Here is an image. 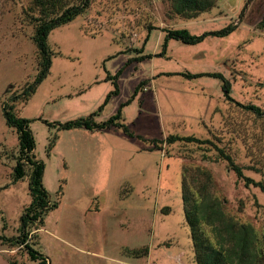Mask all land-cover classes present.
<instances>
[{"label": "rangeland", "instance_id": "rangeland-1", "mask_svg": "<svg viewBox=\"0 0 264 264\" xmlns=\"http://www.w3.org/2000/svg\"><path fill=\"white\" fill-rule=\"evenodd\" d=\"M77 1L42 8L34 0H0V236L6 238L19 234L30 193L27 176L13 181L18 136L2 107L38 74L32 34L40 12H60ZM211 2L178 14L172 0H92L85 12L49 32L46 76L26 100L9 102L16 115L30 120L35 158L44 163L42 185L57 204L28 236L48 264H121L119 258L196 264L182 184L199 186L232 220L252 225L264 264V193L245 185L218 154L222 149L244 175L264 182V117L237 104L264 109V0ZM229 22L238 27L227 36L196 44L170 39L163 51L162 28L200 34ZM138 49L151 57L125 65ZM121 67L118 95L98 110L113 89L108 76ZM185 71L220 72L233 100L225 98L218 77L168 74ZM137 85V96L121 107L133 137L119 127L60 128L95 111V121L108 119ZM169 135L207 142L167 143ZM204 229L211 237L209 226ZM146 247L150 254L142 255ZM0 264L37 263L24 247L0 238Z\"/></svg>", "mask_w": 264, "mask_h": 264}, {"label": "trees", "instance_id": "trees-1", "mask_svg": "<svg viewBox=\"0 0 264 264\" xmlns=\"http://www.w3.org/2000/svg\"><path fill=\"white\" fill-rule=\"evenodd\" d=\"M91 1L92 0H78L76 3L65 6L60 12L57 10L51 11L49 14L43 10L40 12V16L37 18L32 34V40L36 44L38 52V74L33 84H28L22 89L20 94L13 95L8 102H4L2 107L6 123L15 128L18 136V153L15 156L16 162L13 166V181L23 179V177L27 176L30 202L20 216L19 234L11 238H6L5 236H0V238L3 243H10L12 245L18 244V246L24 247L30 260L35 261L37 264H46L47 259L45 255L33 247V243H30L28 239L29 233L31 232V225L43 224V216L47 214L50 209L56 208L57 204L50 202L49 195L42 185L44 163L35 158V140L29 128L30 120L16 115L13 111L14 105L9 102L15 101L20 97L26 100L28 96L34 92L37 83L46 76L51 65L52 51L47 43L49 32L55 27L71 21L79 14L85 12L89 8ZM34 2L42 8H55L56 4H59L61 0H34ZM211 5V0H172V9L178 14H191V12L204 10ZM260 26L264 27V17L260 21ZM237 27V23L229 22L218 29L204 31L200 34L191 33L185 27L162 28L164 32V42L162 44L163 51L170 39H176L185 44H196L203 41L207 36H227L236 30ZM137 52L139 55L136 57H129L125 65L133 61H143L146 58H150L152 55L141 54V49H138ZM123 69L124 67H121L114 75L108 76V79L112 80L113 89L107 93L103 104L98 110L107 103L112 95H117L119 93L117 78L122 73ZM168 74H180L187 78H195L202 75L218 77L222 80L221 89L224 92L225 98L233 100L230 96V82L220 72L191 73L190 71H185L168 72ZM138 87L139 85L135 87L131 97L124 103H121L117 111L108 119L99 122L95 121L94 116L97 114V111H95L86 117H79L74 120L60 123V128L72 129L83 127L92 131L119 127L123 129L125 134L134 136L132 131L121 121V107L134 99ZM237 104L249 109L257 116L264 117V109L258 105L242 104L240 102H237ZM177 140L207 142V140H201L194 136L169 135L165 138V142L167 143ZM218 154L226 160L228 167H230L238 177L244 180L245 185L252 184L257 186L264 193L263 181H256L244 175L242 168L235 164L231 156L222 149H219ZM25 167H27V169H25ZM26 170L28 172H26ZM182 203L184 218L190 229L196 264H260V254L256 247V233L252 225L248 223H238L232 220L223 210L222 203L210 198L208 200L206 194L200 191L199 186L191 188L188 184H182ZM205 226H209L211 237L205 233ZM138 249L139 248H134L128 251L133 255H141L140 252H137ZM147 251L148 249L146 247V251H144L142 255L147 254Z\"/></svg>", "mask_w": 264, "mask_h": 264}, {"label": "crops", "instance_id": "crops-1", "mask_svg": "<svg viewBox=\"0 0 264 264\" xmlns=\"http://www.w3.org/2000/svg\"><path fill=\"white\" fill-rule=\"evenodd\" d=\"M123 72V71H122ZM122 74V73H121ZM137 94V93H136ZM118 95V94H117ZM116 95V96H117ZM137 95H135V97H136ZM121 112H122V110H121ZM111 128H114V127H110V129ZM116 128V127H115ZM83 130H85V131H88V129H85V128H82ZM126 135V134H125ZM128 136V135H127ZM130 137H133V136H130ZM135 248H137V247H135ZM126 249H129V250H131V249H134V247L133 248H131V247H129V246H127L126 248H125V250ZM147 254L149 255L150 254V252L149 251H147ZM132 257V256H131ZM119 262H121V264H139V263H136V261H129V260H126V259H122V258H119V260H118ZM48 264V263H47Z\"/></svg>", "mask_w": 264, "mask_h": 264}]
</instances>
